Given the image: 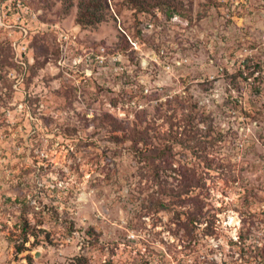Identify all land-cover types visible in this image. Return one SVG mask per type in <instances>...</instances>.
Wrapping results in <instances>:
<instances>
[{"label": "rangeland", "instance_id": "1", "mask_svg": "<svg viewBox=\"0 0 264 264\" xmlns=\"http://www.w3.org/2000/svg\"><path fill=\"white\" fill-rule=\"evenodd\" d=\"M0 264H264V0H0Z\"/></svg>", "mask_w": 264, "mask_h": 264}, {"label": "trees", "instance_id": "2", "mask_svg": "<svg viewBox=\"0 0 264 264\" xmlns=\"http://www.w3.org/2000/svg\"><path fill=\"white\" fill-rule=\"evenodd\" d=\"M79 15L77 17L78 21L83 24H97L102 20V16H100V13H96V10L89 7L87 4L83 6H79ZM91 8V10H90ZM82 10L84 12H82ZM173 12V11H172ZM172 12H170L168 15H170Z\"/></svg>", "mask_w": 264, "mask_h": 264}, {"label": "built area", "instance_id": "3", "mask_svg": "<svg viewBox=\"0 0 264 264\" xmlns=\"http://www.w3.org/2000/svg\"><path fill=\"white\" fill-rule=\"evenodd\" d=\"M61 31V38L62 39H67L68 37H69V33L66 31H64V30H60ZM70 35H72V33L70 34ZM18 47H22V51H20V53H22V52H24L25 51V46H21V43H20V45H18Z\"/></svg>", "mask_w": 264, "mask_h": 264}]
</instances>
